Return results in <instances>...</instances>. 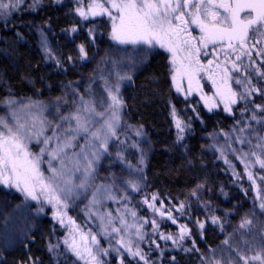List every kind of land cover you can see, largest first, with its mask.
<instances>
[{"label": "snow or ice", "instance_id": "6c2138e0", "mask_svg": "<svg viewBox=\"0 0 264 264\" xmlns=\"http://www.w3.org/2000/svg\"><path fill=\"white\" fill-rule=\"evenodd\" d=\"M41 3L0 0V21L7 27L16 12L37 11ZM68 14L79 19L62 32L75 37L88 26L87 41L75 49L80 61L89 59L97 27L137 55L122 56L126 49L110 46L83 89L80 81L62 83L61 94L47 102L17 97L10 87L0 97V186L19 193L25 207L34 202L36 215L51 210L49 264H180L179 253L195 256L197 264H264V0H73ZM37 32L45 62L65 72V64H75L73 55L65 59L50 47L42 26ZM158 49L167 54L170 91L183 98L182 109L168 101L174 145L187 152L194 121L206 123L201 102L209 113L222 105L232 123L214 126L207 134L212 142L201 148L214 151L233 182L247 180L250 189H241L246 195L256 193L216 248H200L191 226L201 240L209 221L225 232V217L203 197L213 189L205 180L184 199L152 191L143 174V125L125 120L124 85L152 55H161ZM133 151L139 153L135 164ZM77 208L76 217L69 214ZM198 210L205 217L193 221ZM19 264L43 261L29 255Z\"/></svg>", "mask_w": 264, "mask_h": 264}, {"label": "trees", "instance_id": "16d2710c", "mask_svg": "<svg viewBox=\"0 0 264 264\" xmlns=\"http://www.w3.org/2000/svg\"><path fill=\"white\" fill-rule=\"evenodd\" d=\"M31 2L25 0V7ZM72 7L73 0H62L60 4L42 0L37 11L16 12L7 27L0 21V97L7 95L10 87L17 97L29 96L47 102L61 94L62 83L80 81L83 89V84L88 82L97 62L109 47L117 48L109 42L105 28L97 27L96 44L88 49L89 59L80 61L75 49L77 44L87 41L88 26L84 25V30L75 34V37L62 32V29L69 28L79 19L68 14ZM38 26L43 27L50 47L62 53L65 59L73 55L75 64H65L66 72L56 70L52 62L44 61ZM17 32L22 38L17 37ZM120 55L132 56L126 51ZM123 96L127 119L143 125L144 141L149 145L144 156L143 174L150 189L158 190L166 197L179 199L186 198L197 182L206 180L208 187L213 189L212 192L205 189L203 197L211 200L217 209L216 215L225 217V232L221 233L219 227L211 225L209 221L204 239L201 240L194 223L191 226L200 248H216L239 223L240 217L252 207L256 198V193L249 190L246 195L241 190L242 187L250 189L246 179L242 186L233 182L232 173L223 170L226 166L222 160H216L214 151L201 148L212 142L207 139V134L213 131L214 126L219 123L227 129L232 123L231 118L221 111L208 113L200 108L201 118L206 123L201 125L199 120L194 121V131L184 142L188 151L183 150V145H174L175 133L168 118V101L171 99L176 106L181 104L170 91L167 60L162 53L152 55L147 63L134 72L133 81L124 85ZM236 115L238 117L239 112ZM130 154L132 160L133 155ZM139 199L136 197L133 203ZM196 207L194 203L193 208ZM34 210L33 206L25 207L22 198L10 189L0 186V259L4 264H19L21 260L27 261L29 255L40 258L43 264H49V240L45 234L52 231L53 224L47 219V214L36 215ZM146 212V209H141L142 215ZM5 216L8 217L7 228ZM204 217L203 210H198L192 219L203 220ZM176 255L180 264H197L195 256H185L183 253Z\"/></svg>", "mask_w": 264, "mask_h": 264}, {"label": "rangeland", "instance_id": "374dc122", "mask_svg": "<svg viewBox=\"0 0 264 264\" xmlns=\"http://www.w3.org/2000/svg\"><path fill=\"white\" fill-rule=\"evenodd\" d=\"M105 19H106V18H105ZM108 39H109V38H108ZM109 42H110L112 45H114L115 47H117V48H124V49H126V52H129V54H130V55L132 54V56H136V55H137L136 50H135L131 45L120 46V45H115L111 40H109ZM157 51L161 52V53L165 56V58H166V60H167V54H166V53H163V51H162V50H159V49H158ZM169 79H170V78H169ZM205 83H206V82H205ZM83 85H85V84H83ZM170 86H171V81H170ZM185 86H186V85H185ZM171 91H172V94H173V95L175 96V98L177 99V94L175 93L174 89L171 90ZM205 91H209V92H210V85H208V86L206 87ZM182 99H183V98L180 97V98L177 99V100L180 101V100H182ZM196 99L198 100L199 97H196ZM179 104H181V106H177V108L182 109V108L184 107L183 104L180 103V102H179ZM199 107L201 108V110H203V111H205V112H208L206 109L203 108V104H202V102H201V104L199 105ZM214 111H221V112H223V106L221 105L219 109H215ZM208 113H209V112H208ZM187 115H194V114L191 113L190 110H188ZM168 118H169L170 124H171V126H172V129H173V131H174V133H175V136H176V130H175V128L173 127V125H172V121H171L170 109H169V113H168ZM125 120H126V122H127L128 124H131V125H133V126H139L138 124H135V123L130 122V121L127 119L126 115H125ZM144 138H145V136L142 138V141H143V142H142L141 146L144 147V148H145V152H147L146 148H147V146H149V145L146 144V142L144 141ZM221 142H222V141H221ZM37 150H38V149H37ZM130 155H133V157H131V158H132V162H133V164H135L136 161H137V159L139 158V153H135V152L133 151ZM105 164H107V161H105ZM240 169H241V171H242V168H240ZM105 174H106L105 172H103V171L101 172V175H102V176L105 175ZM1 187H3V186H1ZM10 190H11L12 192H14V194H16L18 197L22 198V200H23V197H21L19 193L15 192L14 189H10ZM32 206H33L34 209H35V204H34V202H32ZM34 211H35V210H34ZM79 212H80V209L77 208V209H75L74 211L70 212L69 214L72 215V216H74V217H76V216H77V213H79ZM45 214H47L46 216H47V219L49 220V222H50L51 224H53V221L51 220V210H50V209H46ZM78 222H79V223H83V217H82V214H81V216H80ZM55 226H56V228H57V230H58V235L63 236V232H64V230L60 229V226H59L58 224H56ZM173 228H174V230H175V227H173ZM50 232H51V231H48V232L45 234L47 240H49V233H50ZM51 239H52V242H55V237H52ZM224 239H225V238H224ZM224 239H223V240H224ZM223 240H222V241H223ZM220 245H221V244H220ZM145 247H146V246H145Z\"/></svg>", "mask_w": 264, "mask_h": 264}]
</instances>
